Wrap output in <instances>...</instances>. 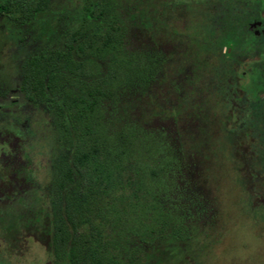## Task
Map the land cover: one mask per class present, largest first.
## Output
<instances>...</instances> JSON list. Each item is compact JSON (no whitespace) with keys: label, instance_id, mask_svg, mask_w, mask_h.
<instances>
[{"label":"rangeland","instance_id":"1","mask_svg":"<svg viewBox=\"0 0 264 264\" xmlns=\"http://www.w3.org/2000/svg\"><path fill=\"white\" fill-rule=\"evenodd\" d=\"M239 1L113 0L132 72L108 70L112 97L100 123L106 135L134 130L138 160L156 172L145 173L140 191L118 193L119 220L107 233L123 260L167 252L171 227L179 225L188 247L169 252L167 264H264V55L255 53L257 64L242 76L229 61L233 44L221 40L236 27L247 34L245 18L255 14L239 13ZM83 6L48 0L45 33L41 22L19 26L0 17V49L16 48L0 64L6 99L30 56L61 47L64 32L79 28ZM25 115L20 150L48 186L57 134L41 110ZM0 264L54 262L30 238L13 253L0 239Z\"/></svg>","mask_w":264,"mask_h":264},{"label":"trees","instance_id":"2","mask_svg":"<svg viewBox=\"0 0 264 264\" xmlns=\"http://www.w3.org/2000/svg\"><path fill=\"white\" fill-rule=\"evenodd\" d=\"M47 6L48 0H1L0 16L19 26L41 22L42 33ZM82 12V23L64 32L61 47L38 50L23 68L22 98L48 116L57 139L48 186L38 178L31 155L21 150L25 160L18 166L0 167V239L13 253L30 238L54 264H167L169 252L188 247L179 225H172L169 249L158 255L123 260L109 241L107 226L119 220L114 207L118 193L130 186L140 191L145 173L155 177L156 172L138 160L134 130L106 135L100 123L103 102L112 97L106 88L108 70L123 69L128 78L132 72L114 2L84 0ZM236 28L221 40L233 44L229 61L245 62L237 74L248 76L247 68L257 64L254 54L264 55V34H239ZM23 121H28L23 113L3 120L4 125L18 123L20 130Z\"/></svg>","mask_w":264,"mask_h":264},{"label":"flooded vegetation","instance_id":"3","mask_svg":"<svg viewBox=\"0 0 264 264\" xmlns=\"http://www.w3.org/2000/svg\"><path fill=\"white\" fill-rule=\"evenodd\" d=\"M1 1V0H0ZM238 3V4H237ZM236 3V7L239 8L240 12L252 11L255 15L249 18L247 22V30L254 35L264 34V1L263 0H241ZM2 18V16H0ZM263 47V46H262ZM12 47L8 50L0 49V64L3 66L7 60V57L14 55L16 50ZM242 59L238 60L237 63L242 64ZM255 61V60H254ZM258 61V60H257ZM256 61V62H257ZM27 62V61H26ZM25 62V64H26ZM25 66V65H24ZM1 71V70H0ZM2 73V72H1ZM244 73H242V76ZM23 79V76L19 79V82ZM3 81L0 74V167L4 164L10 163L18 166L20 161V142L21 139L20 128L18 123H8L4 125V115H18L20 113H34L35 108L29 103L25 102L22 98L21 85L17 83L16 88L9 90L13 98L6 99L5 92H3ZM8 90L6 93H8ZM1 174V173H0ZM1 193V188H0Z\"/></svg>","mask_w":264,"mask_h":264}]
</instances>
